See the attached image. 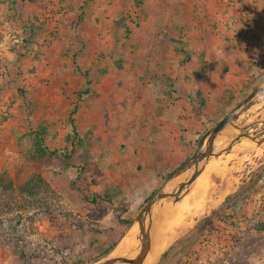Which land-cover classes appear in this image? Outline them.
<instances>
[{"label":"rangeland","instance_id":"374dc122","mask_svg":"<svg viewBox=\"0 0 264 264\" xmlns=\"http://www.w3.org/2000/svg\"><path fill=\"white\" fill-rule=\"evenodd\" d=\"M18 3L19 0H0V76L11 75L12 69H15V98L21 94L24 101L28 98L30 102L29 98L33 97L24 93L30 84L27 85L25 77L21 78L18 74L29 73L31 67H22L21 57L32 56L30 44L35 41L28 39V35L37 33L36 38L41 40L39 43L42 46L43 33L42 28L39 31L35 27L37 24H34L39 18L28 19L26 14L29 15V7L24 9V13L19 12ZM83 3L85 6L87 1ZM163 3L169 5L164 6L165 9L170 8L169 1ZM224 3L226 7L220 0H206L190 5L181 2L180 5L184 7L177 12L181 27L172 24L176 22L175 19L170 20L169 25L166 23L178 33L171 41L176 47L172 50L165 46L162 65L149 64L151 60L155 61L154 51L150 50L146 54L139 43L133 45L127 39L124 40L126 47L130 46L131 52H136L132 54L135 56L132 70H136L138 65L140 74L134 84L128 82L131 88H124L121 95H127L126 91L133 96L136 94L138 98L141 93L155 95L156 89L161 87L169 96L174 95V99H180V122L173 132L170 130L167 134L170 139L176 138L179 144H165L168 139L159 136V146L156 147L159 152L171 149L166 154L156 153L154 149L150 156H146L149 146L138 142L135 137L126 141L123 135V112L120 110L115 111L117 122L113 126L110 123V127L95 126L84 131L76 128V109L73 106L69 108L71 110L66 119L67 109L61 111L52 124L46 119L34 126L30 125L28 119L15 123V127L24 126L23 130L15 128V143H0V174L10 177L14 184L12 188L6 187L5 183L0 186V264H75L77 261L90 264L100 258L119 241L148 201V196L167 174L192 154L201 135L254 86L264 82V33H242L240 30L222 33L226 26L229 28L240 22H258L260 18L263 19L255 30L259 28L262 31L264 0H227ZM130 4L128 12L138 19L141 4H137L136 0ZM195 4L199 8L195 12L194 22L189 16ZM75 7L72 8V16H75L76 11L80 16L82 11ZM57 11L65 13L60 9ZM15 12H18V18ZM135 12H139L138 15ZM80 17L78 21H81ZM21 21L26 25L21 24ZM40 21L43 23L44 20ZM54 22L57 20L53 18ZM71 22L75 23V20ZM76 25L70 29L75 31ZM56 27L52 25L51 29L46 27L44 31L48 30L47 35L58 38L64 36L68 46L63 54L66 57L59 54L61 59L57 62V72H51L46 78V73H43L33 85V91L36 90V84L41 88L52 85L61 89L58 71L60 68L68 70L69 63L67 65L65 60L69 55L74 53L72 57L76 59L84 50L78 42L81 37L79 33L60 34ZM200 37L209 42L214 40L211 46L221 47L224 43L226 46L221 51L223 55L208 48L207 63L202 59L205 51L196 55L185 48L188 41H202ZM164 41H167L166 38ZM192 48L197 46L192 44ZM101 51L96 50L97 57L111 55ZM231 51L235 57L231 56ZM34 52L38 50L34 49ZM171 59L173 61L169 63L168 71L165 64ZM156 67L158 70L155 72ZM72 71L69 76L74 73L81 77H91V72L81 70L77 65L73 66ZM176 71L178 73L174 75ZM83 85V88L75 90L78 99L91 88L89 82ZM202 99L204 103L200 102ZM125 100L126 97L119 99L115 108L127 109L128 105L123 104ZM133 108H138L136 103H133ZM135 114L139 116L140 113L137 111ZM259 118L264 119V99L241 115L239 122ZM63 122L69 126L67 133L56 144L50 145L47 143L50 133L57 132L58 129L54 128L61 127ZM40 126L46 128L44 143L49 150H54L52 155L35 156L31 151V139L23 136ZM252 129L256 136H260L264 133V123H255ZM243 131H248L247 125H244ZM227 155L216 157L225 161ZM220 166H224V170L217 174ZM210 173V183L218 179L216 186L209 189L210 202L206 206L205 202L200 203L185 223L173 225L172 206L165 204L160 207L155 219L156 235L158 229L166 227L171 230L167 234L166 243L154 253L153 262L147 264H155L157 261L158 264H264V142L253 151L229 156L225 163L215 165ZM37 176L48 185L43 192L28 195L18 190L27 180ZM227 185L229 189L225 188ZM105 193H115L112 202L101 197ZM180 231L181 235L166 254L157 258ZM105 248L106 252L101 254Z\"/></svg>","mask_w":264,"mask_h":264},{"label":"crops","instance_id":"0c3cea01","mask_svg":"<svg viewBox=\"0 0 264 264\" xmlns=\"http://www.w3.org/2000/svg\"><path fill=\"white\" fill-rule=\"evenodd\" d=\"M84 1H87L85 6H83ZM131 1L132 0H24L22 5L18 3L17 9L19 12L24 13V9L29 7L27 13H29L30 16L26 14L27 17H29L28 19L31 18L32 20H36L38 17L40 20H44L42 23L38 19L36 23H34L37 24L35 26L37 30L40 31V28H42L43 34H41V39L43 45L41 46L39 43L41 40L37 39V33H35V35L30 33L28 39H33L32 42L35 41V43L31 42L32 44H30L32 56L24 57L26 56L24 55L21 57L23 61L21 63L22 67L26 69L31 67L29 73L23 72L22 75L18 74L21 78L25 77L24 80L27 85L30 84L28 87L26 86L24 92L28 97H33V99L31 98L32 100L29 98L30 102L27 100L28 98L26 99L28 102L26 100L24 101L21 94H17L15 98V69H12L11 75L0 76L1 144L15 143V128L24 129L22 125L15 127V123H21L28 119L30 125L34 126L43 119H46L52 124L53 120H57L61 111H65V109H67V115L64 117L66 119L70 113L71 109L69 108H71V106H73V109H76V128L77 130L78 128L83 129V131L95 126H98V128L102 125L110 127V123H112L111 126H113V123L117 122L115 111L120 110L123 112L122 123H124L125 126L123 135L126 141L135 137L138 142L149 146L150 149H147L149 153L146 156H150L151 151L154 149L156 153L161 154H166L171 150L168 151L165 149L161 152L157 150L159 146V136L162 139H168V142L165 144L173 142L179 144L178 141L175 140L176 138L174 139L173 137V139H170L167 134L171 132L170 130L173 132L177 123L180 122V119H178L181 111L179 104L180 99H174V95L169 96L168 92L164 91L161 87L159 90L156 89L155 95L141 93V98H138L136 94L133 96L129 91H126L127 95H121V91L124 88H131L128 84H134V80H137L140 74L138 65L136 70H132V60L134 59L133 57H135L132 54H136V52H131L130 46L126 47L124 40L127 39L128 42L133 45L139 43L140 47L143 46L141 50L145 49L146 54H148L150 50L154 51L156 55L155 61L151 60L149 64H156V66L159 64L162 65L164 61V48L166 46L173 50L176 47L171 41L178 33L174 27L170 28L166 23L168 24L170 20L175 19L176 22L172 24H178V18L180 19V17L177 12L181 11L184 7V5H180L181 2H188L190 5L191 3L197 4L206 0H143V2L140 0L139 2L141 3H138L141 4L139 5L141 6V10L139 11L140 20L132 16L131 12H128L131 8ZM167 1L170 2L169 9L164 8V6H169L163 3ZM226 1L227 0H220L223 5ZM72 3L75 5H70ZM196 4L192 7L193 10L189 16L194 22L196 18L195 12H197L199 8ZM74 6H76L75 8L77 10L82 11L81 17L78 16V13H76L77 11L75 12V16H72V14H74L72 13V8L74 9ZM224 7H226V4ZM57 9H60L61 12L65 11V13H59ZM139 12H135L136 15H138ZM78 17L81 18V21H78ZM53 18L57 20L54 24ZM133 18H135V20H133ZM72 19L75 20V23L71 22ZM260 19L262 20L263 18ZM261 20L258 22L249 21L248 24L240 22L238 25H231L229 28L226 26L222 29V33L227 34V32L235 30H240L242 33H251L252 31L264 33V26H262V31L259 28L255 30V27L259 26ZM193 21H189V23ZM25 22L29 25L26 20ZM138 22L139 24L137 25ZM194 22L193 24H195ZM52 25H57L56 29L59 30L60 34L62 32H68V34L74 32L79 33L81 37L78 42L80 43V47L84 50L79 56H77L78 54L76 55V59L72 57L74 53L69 55V57H67L68 59L66 58L67 60H65V62L67 65L69 63V71L63 70L62 68H60L62 72L58 71V75L61 79V89L52 85L41 88L36 84V90L33 91V85L37 83L43 73H46L44 76V78H46L51 72H57V62L61 59L59 54L61 53L62 57H66L63 54L66 53L64 50L68 48V46L65 44L67 42L64 40V36L58 38L47 35V33H49L48 30L44 31L46 27L51 29ZM74 25H76L75 31L70 29V27H74ZM177 26L181 27L180 22ZM192 27L195 29L194 25ZM220 28L221 27L218 29ZM202 31L206 32L203 28ZM152 38H154V40H152ZM165 38L167 40L166 42L164 41ZM201 38L202 37H200V39ZM117 40H119V44ZM201 40L202 41H188L185 48L190 49L191 52L193 51L192 54L196 55H200L201 52L205 51V56L202 59L203 62L207 61V63L209 59L207 54L208 48L210 51L213 49L216 53L222 54L221 51L226 46L224 43L221 44V47L211 46L210 44L213 45L214 41L212 39L210 42L206 38ZM191 43L196 45L197 48H192ZM34 49L38 50V52L35 53ZM55 49L59 51L55 52ZM193 49L196 50L197 53ZM96 50H102L101 52L107 51V54L111 55H104L103 58H101V56L97 57ZM212 52H210V54H212ZM234 53L236 54V52ZM230 54L231 56L233 55V57L236 56L232 51ZM56 59L57 61L55 62ZM172 61L171 59L169 62H166V70L169 71L168 66ZM11 63L14 64V62ZM74 65H77L81 70H87L88 73L91 72V77H81L74 73L69 76V72H73ZM157 70L158 67H156L155 72ZM177 73L178 71H176L174 75ZM203 79L200 81L204 82ZM86 82L90 83L89 87L91 86V88L78 99L79 95L77 96L75 90L83 88V84ZM123 97H126L123 104L128 105V108L125 110H121L122 108H115L117 101L123 99ZM176 97H178V95H176ZM133 103L137 104V109L139 110L133 108ZM27 104L30 106L28 105L29 107H27ZM137 111L140 113L139 116L135 114ZM68 128L69 126L65 125L64 122L61 127H55L54 129L58 130L57 132L54 131L50 133L47 143L50 145L56 144L60 137L67 133ZM185 148L188 150V147L185 146Z\"/></svg>","mask_w":264,"mask_h":264},{"label":"water","instance_id":"95a60500","mask_svg":"<svg viewBox=\"0 0 264 264\" xmlns=\"http://www.w3.org/2000/svg\"><path fill=\"white\" fill-rule=\"evenodd\" d=\"M262 99H264V82L254 86L244 98L201 135L196 149L184 162L167 174L130 223L119 241L107 253L90 264H144L151 245L154 222L160 207L165 204L172 205L175 202L181 201L189 192L194 180L202 172L209 159L221 154L226 155L231 153L233 155L235 153L253 151L264 142V133L256 136L252 129L253 124L264 123L263 118L248 119L244 123L239 122L241 115ZM244 125L248 127L247 132L243 131ZM229 129L230 132H227ZM219 136L226 138L225 143L219 147H215V139ZM243 139L253 141V146L235 148V144ZM204 202L205 206L210 202V195L206 197ZM134 224L136 225L138 246L135 249L129 250V252H118L117 247ZM181 231L173 237L157 258L162 257L163 253L167 252L169 247L179 238ZM155 264H158V261Z\"/></svg>","mask_w":264,"mask_h":264},{"label":"bare ground","instance_id":"6f19581e","mask_svg":"<svg viewBox=\"0 0 264 264\" xmlns=\"http://www.w3.org/2000/svg\"><path fill=\"white\" fill-rule=\"evenodd\" d=\"M225 140L226 138L223 136L217 137L215 139L214 146L219 147L223 145L225 143ZM243 140H247V139H243ZM243 140L235 144V148L249 147L251 143L253 142V141H243ZM247 143H250V144H247ZM229 156H232V154L228 153L225 161H222L221 159H217V157L209 159L204 169L202 170L204 173H202L200 177H198V179L193 182L189 192L184 196V198L179 202H175L172 205L170 204L172 206L171 207V212H172L171 221L173 225H176V224L182 225L183 223H185L186 219H188V217L192 215L194 211L197 209V206L200 203L205 201V198L208 197L210 187L212 188L216 186L215 184L218 182V179L216 178L211 183H210V180L208 179L209 174L211 175L213 173V172L210 173L212 168L217 164L225 163ZM223 167L224 166H220L216 173L221 174ZM225 188H228V185ZM135 228H136V225L134 224L128 230V232L126 233V235L120 242L119 246L117 247L118 252H121V253L129 252V250L135 249L138 246ZM169 230L171 229L166 228V227L165 229L163 228L158 229L157 235H156V227H155V222H154V231L152 233L151 245L146 255L144 264L149 263V261L151 262L153 259L154 253L158 251L166 243L167 237H168L167 234L169 233Z\"/></svg>","mask_w":264,"mask_h":264},{"label":"trees","instance_id":"16d2710c","mask_svg":"<svg viewBox=\"0 0 264 264\" xmlns=\"http://www.w3.org/2000/svg\"><path fill=\"white\" fill-rule=\"evenodd\" d=\"M139 1L140 0L137 1V4L140 3ZM15 2H16V0H15ZM23 3H24V0H19L20 5H22ZM15 11H17V10H15ZM15 15H16L15 16L16 18L19 17L18 12H15ZM21 24H24V22L21 21ZM24 25H26V24H24ZM27 26H29V25H27ZM200 102L204 103L203 99L200 100ZM45 133H46V128L44 126H40L37 129L30 130V131L26 132L25 134H23V136H27L31 139L32 146H33V149L31 151H33L34 152L33 154H35V156H37V157H42L44 155H52L53 153H55L54 150H49L48 146L44 143ZM185 160L186 159H184L182 162H184ZM2 175L3 174H0V177H1L0 186H2L3 183H5L6 187L12 188L14 186L12 179L10 177L4 176V175L3 176L5 178L3 179ZM47 187H48V185L45 183L43 178H41L40 176H37L35 179L33 178V179L27 180L25 184H23L22 186H19L18 190L21 191L22 193H27L28 195H35V194H39V193L43 192L44 189H46ZM152 194H153V192L148 196V199L151 197ZM114 196H115V193H112L110 195L105 193L101 197L104 198L105 200L109 201V202H112ZM106 250H107V248L103 249L101 251V254L105 253ZM165 254H166V252L163 253V255H165ZM82 263H83L82 261H77L75 264H82Z\"/></svg>","mask_w":264,"mask_h":264}]
</instances>
